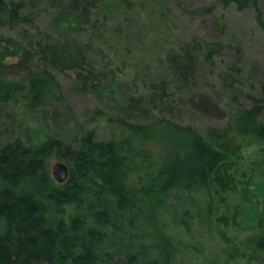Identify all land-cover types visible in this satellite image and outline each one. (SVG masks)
<instances>
[{"label":"trees","instance_id":"trees-1","mask_svg":"<svg viewBox=\"0 0 264 264\" xmlns=\"http://www.w3.org/2000/svg\"><path fill=\"white\" fill-rule=\"evenodd\" d=\"M47 1L60 38L32 42L25 28L18 38L0 37V110L18 106L39 117L57 105L70 113L53 69L73 72L79 89L101 97L111 70L96 73L85 58L88 48L61 31L137 8L135 0ZM218 1L250 5L264 30L258 0ZM25 7L23 0H0V29L31 25ZM117 36L124 35L118 30ZM223 48L220 40H206L173 54L171 78L148 80V96L125 97L119 112L130 122L116 120L118 134L109 140H99L93 129L63 137L37 124L43 139L32 141L10 123V133L0 137V264H264V204L249 228L238 225L236 207H226L243 182L239 177L246 188L253 182L237 169L241 150L255 145L264 152V81L258 96H247L249 108L230 94L235 107L221 130L202 133L166 118L140 122L157 105L184 104L182 90L196 81L202 64L221 58ZM226 70L220 80L231 93L241 71L235 63ZM176 93L186 97L176 99ZM188 102L220 116L205 94L189 95ZM91 114L87 127L109 122L98 110ZM162 135L167 140L157 149ZM52 160L69 169L62 184L52 178Z\"/></svg>","mask_w":264,"mask_h":264},{"label":"rangeland","instance_id":"rangeland-1","mask_svg":"<svg viewBox=\"0 0 264 264\" xmlns=\"http://www.w3.org/2000/svg\"><path fill=\"white\" fill-rule=\"evenodd\" d=\"M23 1L26 2L25 14H33L32 24L11 30L2 28L0 37L18 38L25 28L32 42H45L51 36L60 38L53 28L56 11L49 2ZM135 3L137 8L131 13H121L111 18L105 13L104 17H94L93 25L86 24L80 28L74 24L70 31H61L62 37L67 36L70 42L88 48L85 58L96 73H108L111 70L109 83L101 97L79 89L80 84L73 72L63 73L53 69L52 73L60 84L61 93L71 112L66 113L60 106L51 105L37 117L18 109V106L3 107L0 110V137L10 133L11 129L7 127L11 123L18 128L23 138L32 141L43 139L37 124L63 137L79 134L83 128L93 129L99 140H109L118 134L116 120L122 118L130 122L119 112L125 97L148 96V80L171 78L167 70L173 54L186 45L206 40H220L223 43L221 58L212 65L202 64L196 81L182 90L188 94L182 100L184 104L157 105L159 108L148 119H141L140 122L166 118L203 133L221 130L227 125L235 107L230 94L235 92L237 102L249 108L247 96H258L259 86L264 81V30L258 25L250 5L238 9L234 3L223 5L218 0H135ZM258 5L264 16V0H258ZM104 18H108L106 22ZM118 30L124 35L121 39L117 36ZM34 58L35 63L40 62L38 55ZM231 63L237 64L241 73L237 77L235 89L228 93L222 87L220 74L227 71L226 67ZM170 85L174 96L175 81ZM185 94L176 93L175 98H185ZM195 94L209 97L220 109V116H207L192 108L187 101L189 95ZM146 108L150 107L146 104ZM97 110L109 122L99 120L87 127L85 123L92 117L91 113ZM57 114H62V117ZM261 120L264 123V112ZM166 140V136L162 135L153 146L160 149ZM241 151L237 169L252 176L253 182L246 188L243 183L246 179L239 177L238 180L243 182L239 183V189L232 199L229 197L231 203L226 207L227 210L236 207L240 213L238 225L249 228L255 225L257 211L264 204V152L255 145L246 146ZM55 162L52 160L50 165ZM221 208V213H225L224 208Z\"/></svg>","mask_w":264,"mask_h":264},{"label":"water","instance_id":"water-1","mask_svg":"<svg viewBox=\"0 0 264 264\" xmlns=\"http://www.w3.org/2000/svg\"><path fill=\"white\" fill-rule=\"evenodd\" d=\"M51 175L56 183L62 184L68 179L69 169L65 163L57 161L51 166Z\"/></svg>","mask_w":264,"mask_h":264}]
</instances>
